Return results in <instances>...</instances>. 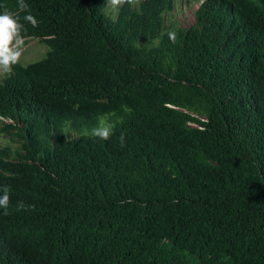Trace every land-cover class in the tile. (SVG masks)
<instances>
[{
	"label": "trees",
	"instance_id": "16d2710c",
	"mask_svg": "<svg viewBox=\"0 0 264 264\" xmlns=\"http://www.w3.org/2000/svg\"><path fill=\"white\" fill-rule=\"evenodd\" d=\"M26 3L50 49L0 80L23 123L0 264H264V0H204L190 26L171 0L115 22L106 0ZM100 117L109 140L83 134Z\"/></svg>",
	"mask_w": 264,
	"mask_h": 264
},
{
	"label": "clouds",
	"instance_id": "9594fccd",
	"mask_svg": "<svg viewBox=\"0 0 264 264\" xmlns=\"http://www.w3.org/2000/svg\"><path fill=\"white\" fill-rule=\"evenodd\" d=\"M16 0L0 1V80L7 79L14 76L16 70L19 67H24L32 63H36L44 59L47 51L50 49L49 45L41 38L36 37L31 32L32 28L38 27L39 20L33 15L30 10V6L26 3V0H18L17 10H10L11 6ZM147 0H106L105 14L109 15L113 22L116 21L119 10L123 6L138 7L140 2L145 3ZM178 7L174 11L176 13L180 11L185 2H192L197 4L196 9L204 0H171ZM195 9V10H196ZM195 12V11H194ZM169 11L166 13L168 15ZM195 19V17H194ZM195 22V21H194ZM169 39L175 43L177 40V34L174 31L167 33ZM32 40H39L46 46L45 55L37 61H34L41 56L30 59L25 62L22 59L23 46L28 44ZM33 61V62H32ZM99 126L92 129L86 128L84 135H93L101 140H109L113 134V125L105 123L106 118L100 117ZM23 125L20 119H16L11 116H6L0 113V149L14 146L15 140H20L19 128ZM68 134L77 135V130L71 129L69 125L65 126ZM121 145H123L124 137L121 135ZM23 145V139L21 140ZM0 191L3 195H0V208L5 210L4 214L7 215V209L11 203L10 200V185H0ZM18 209H24L25 205L22 201L17 203Z\"/></svg>",
	"mask_w": 264,
	"mask_h": 264
},
{
	"label": "rangeland",
	"instance_id": "374dc122",
	"mask_svg": "<svg viewBox=\"0 0 264 264\" xmlns=\"http://www.w3.org/2000/svg\"><path fill=\"white\" fill-rule=\"evenodd\" d=\"M197 7V4L192 2H185V4L181 7L180 11L176 13V18L179 21L180 24L183 26H190L194 23V11ZM46 46L39 40H32L28 42V44H24L23 46V54L22 59L25 60V62H30L27 60L37 58L41 56L40 58L34 60H40L46 52ZM44 54V55H43ZM33 62V61H32Z\"/></svg>",
	"mask_w": 264,
	"mask_h": 264
}]
</instances>
